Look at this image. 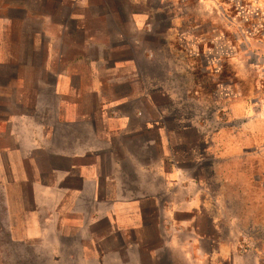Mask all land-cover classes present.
I'll return each instance as SVG.
<instances>
[{
  "label": "crops",
  "instance_id": "0c3cea01",
  "mask_svg": "<svg viewBox=\"0 0 264 264\" xmlns=\"http://www.w3.org/2000/svg\"><path fill=\"white\" fill-rule=\"evenodd\" d=\"M53 9L48 0H0V210L6 232L29 237L52 264L64 248L54 237L71 225L79 264H102L103 237L124 236L125 248L138 252L144 246L130 237L145 232L146 219L153 217L160 244L148 248L150 254L181 248L187 258L191 250L200 260L216 254L241 264L243 258L234 254L238 242L218 241L199 229L202 186L172 158L166 110L154 105L149 87L136 89V58L113 61L112 44L79 33L73 41L82 49H70L65 32L82 24L56 21ZM143 18L133 14L130 28L146 27ZM95 44L104 49L85 48ZM150 55L144 50L138 56ZM109 61L113 74L103 78ZM136 100L141 101L131 110L122 108ZM148 106L155 116L147 117ZM152 129L155 138L148 135ZM23 184L31 190L28 210H22L18 193ZM166 219L175 226L173 233L167 232ZM101 220L107 222L104 234L96 228ZM204 241L216 248H205Z\"/></svg>",
  "mask_w": 264,
  "mask_h": 264
},
{
  "label": "rangeland",
  "instance_id": "374dc122",
  "mask_svg": "<svg viewBox=\"0 0 264 264\" xmlns=\"http://www.w3.org/2000/svg\"><path fill=\"white\" fill-rule=\"evenodd\" d=\"M51 1L56 21L82 24L78 31L66 30L67 47L81 48V42L73 41L79 33L112 44L113 61L136 58V89L149 87L154 105L166 110L163 125L172 158L202 186L199 229L211 231L218 241L238 242L234 254L243 258L241 264H264V0H89L86 5ZM133 14L144 17L147 26L130 28ZM85 48L104 49L98 44ZM144 50L151 55L139 57ZM110 65L103 64V78L113 74ZM140 101L122 108L131 110ZM146 115L155 116V109L148 106ZM148 135L155 138L156 130ZM128 188L136 186L129 183ZM18 193L22 210L32 208L30 187L23 184ZM1 213L0 264H51L49 254L35 249L29 237L6 232ZM157 221L148 217L145 232L132 233L130 239L144 246L138 252L125 248L124 236L103 237L102 264H231L216 254L200 260L191 250L187 258L181 248L150 254L148 248L160 244L154 235ZM164 225L168 233L174 232L169 220ZM213 225L216 230H211ZM65 226L54 237L65 249L56 253L52 264H79V252L72 248L76 230ZM96 228L104 234L107 222L101 220ZM203 245L216 248L208 241Z\"/></svg>",
  "mask_w": 264,
  "mask_h": 264
}]
</instances>
